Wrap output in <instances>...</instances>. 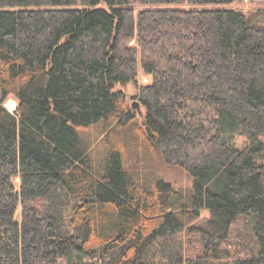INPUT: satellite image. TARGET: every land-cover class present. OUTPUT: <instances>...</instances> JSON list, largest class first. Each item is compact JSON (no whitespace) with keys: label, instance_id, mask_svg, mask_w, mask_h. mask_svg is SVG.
<instances>
[{"label":"trees","instance_id":"obj_1","mask_svg":"<svg viewBox=\"0 0 264 264\" xmlns=\"http://www.w3.org/2000/svg\"><path fill=\"white\" fill-rule=\"evenodd\" d=\"M233 1L0 0V264H264V8L158 7Z\"/></svg>","mask_w":264,"mask_h":264},{"label":"rangeland","instance_id":"obj_2","mask_svg":"<svg viewBox=\"0 0 264 264\" xmlns=\"http://www.w3.org/2000/svg\"><path fill=\"white\" fill-rule=\"evenodd\" d=\"M142 7H148V5H142ZM158 7H185V8L226 7V8L241 9V10L247 12V11H252V10H255L258 8H264V0H235V1L228 3V4L227 3H224V4L209 3V4H196V5H192V4H188V3H184V4H159ZM148 80H149V77L146 76L145 74H143L141 72V70L139 69L138 75H137L138 83H146V82H148ZM119 88H121L125 92L126 103H128V105L132 109L135 110V112L139 118H142L144 115V108L141 105H139L138 100L134 97L136 92H137V84H135L133 82H129L125 86H119ZM12 102L14 104V107L10 109V103H12ZM3 105L10 112H14L16 105H17V101H16L15 97H13L12 95H8L5 98ZM233 141L235 142V144L241 145L244 142V137L239 136V135H234ZM166 176L175 188L188 189L191 186V181H192L191 177L183 169H180L177 167L176 168L175 167L169 168L166 171ZM15 181L18 182V178H16ZM208 215H209L208 211L206 209H204L201 212L200 218H198L193 224L195 226H204L205 223L207 222ZM16 217H19V216L16 215ZM184 238H185V236H184ZM224 254H227V253H224Z\"/></svg>","mask_w":264,"mask_h":264},{"label":"bare ground","instance_id":"obj_3","mask_svg":"<svg viewBox=\"0 0 264 264\" xmlns=\"http://www.w3.org/2000/svg\"><path fill=\"white\" fill-rule=\"evenodd\" d=\"M13 107H14V104L12 102V103H10V109L13 108Z\"/></svg>","mask_w":264,"mask_h":264},{"label":"water","instance_id":"obj_4","mask_svg":"<svg viewBox=\"0 0 264 264\" xmlns=\"http://www.w3.org/2000/svg\"><path fill=\"white\" fill-rule=\"evenodd\" d=\"M137 104V103H136Z\"/></svg>","mask_w":264,"mask_h":264}]
</instances>
